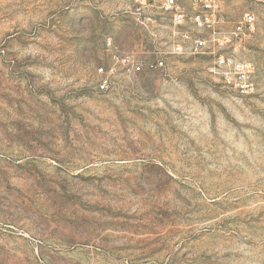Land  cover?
I'll return each instance as SVG.
<instances>
[{
  "label": "rangeland",
  "instance_id": "rangeland-1",
  "mask_svg": "<svg viewBox=\"0 0 264 264\" xmlns=\"http://www.w3.org/2000/svg\"><path fill=\"white\" fill-rule=\"evenodd\" d=\"M221 14L255 96L132 0H0V264H264V0Z\"/></svg>",
  "mask_w": 264,
  "mask_h": 264
},
{
  "label": "built area",
  "instance_id": "built-area-1",
  "mask_svg": "<svg viewBox=\"0 0 264 264\" xmlns=\"http://www.w3.org/2000/svg\"><path fill=\"white\" fill-rule=\"evenodd\" d=\"M136 13L143 17L145 26L150 29L152 23L158 20L170 22L177 35L172 46L174 54L190 56H210L212 59L211 74L227 90L242 98L255 96L258 85L255 78V68L250 61L241 58L228 49L245 48L247 40L254 33L256 16L246 14L229 33L223 31L225 19L221 9L226 0H132ZM205 34H209L206 37ZM108 47L113 48L110 40ZM114 58L130 72L142 73L145 69L161 70L164 61L142 63L130 56ZM99 73L105 75L103 68ZM110 78L105 76L99 90L109 88Z\"/></svg>",
  "mask_w": 264,
  "mask_h": 264
}]
</instances>
